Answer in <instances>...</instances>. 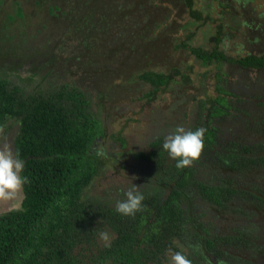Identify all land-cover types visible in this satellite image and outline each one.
<instances>
[{"label":"trees","instance_id":"obj_1","mask_svg":"<svg viewBox=\"0 0 264 264\" xmlns=\"http://www.w3.org/2000/svg\"><path fill=\"white\" fill-rule=\"evenodd\" d=\"M27 1H32L45 12L49 22H38L39 28L46 29L45 36L40 35L41 29L35 30L31 22H27L23 10ZM153 1L0 0V62L9 58L35 57L38 49H43L42 43L38 42L50 35L44 47L47 53L55 51L57 55L64 56L61 51L66 53L70 48L68 51L72 55L67 59L73 63L82 62L85 67L89 66L86 73L96 74L93 79L88 76L90 74L83 76L90 83L96 84L98 77H105L103 73L107 66L104 68L101 64L107 61L106 55L112 54L116 58L117 65L108 72L109 76L113 74L116 77L117 74L119 78H126L121 84L122 91L117 96H101L102 88L97 92L100 99L111 101L109 106L115 107L118 100L133 92L137 93L130 95L129 101L125 102L127 109L142 99L151 103L155 95L160 97L167 88L177 90L174 83L185 81L180 70L175 72L180 76L176 79L171 71L143 69L138 60L150 51L151 44H146L145 37L150 22L144 9ZM159 1H171L173 5L181 6L190 17H201L200 12L193 8L194 0ZM245 1L250 0H232L224 5L240 4L244 7ZM232 9L229 12L240 16L238 8ZM167 16L168 13L164 18ZM189 23H192L190 18ZM114 24L117 29L113 28L116 30L113 35L110 25ZM223 26L221 24L214 30L217 45L211 49L186 42L181 46H188L202 64L214 61L220 69L222 65L229 66V72L234 66L243 70H263L264 46L259 52L249 51L244 56L231 58L224 38L232 30L219 29ZM185 27L184 24L180 26L182 29ZM252 30L258 33L256 28ZM93 37H105L99 45L104 46L103 49L108 48L107 53L103 49L96 50L98 48L90 40ZM118 61L123 69L131 65L129 75H123L124 70L118 69ZM221 71L215 74L217 81ZM223 82L215 84L220 95L200 100V113H196V107L192 112L176 110L174 104L166 106V109L163 107L168 114L178 111L175 112L177 116L169 118L163 127L162 124L154 128L155 136L148 141L147 147L125 156L120 150L112 149L109 138L123 147L129 141L128 136L122 134L121 129L114 131L107 122L104 123L103 111L96 114L90 108L87 93L80 85L60 80L58 87L55 84L41 90L39 85L38 90L27 91L1 73L0 126L10 117L19 121L14 138V156L23 160L21 175L26 179L21 185L23 196L20 206L0 212V264H167L170 251H182L192 264H198L195 258L204 259L209 254L205 246L217 248L218 238L239 248L242 244L239 234H244L245 228L233 220L238 219V203L232 207L228 201L237 193V186L243 187L245 182L246 186L252 185L254 189L252 198L256 209L264 213V137L250 142L244 134L240 135L233 131L232 126H227L225 121L232 106L225 96L228 84ZM222 85H226V89ZM257 85L253 84L252 88H257ZM231 94L236 93L231 91ZM242 103L241 110L234 108L243 112V131L264 134V114L257 111V107L251 110L249 104L252 103L245 100ZM247 114L249 117L245 118ZM185 123L186 126H182ZM177 126L192 130L203 128L200 156L208 155L211 164L218 162L223 167H230L227 172L239 179L211 189L199 180L202 189L197 194L212 209L208 224L201 220L200 206L186 192L190 187L191 167L176 168L175 161L161 147L165 136ZM166 156L168 161L162 162ZM107 159L111 161L109 164ZM158 160H161V166ZM100 161L104 165H99ZM123 161L130 163L129 169ZM252 168L260 169L258 182L252 180L256 177H243ZM99 171H102L101 175ZM139 174L144 179L138 177ZM133 183L144 194L143 207L134 216H124L116 212L115 203L125 198L124 191ZM216 212L230 218L225 234H218L213 227ZM105 230L113 237L111 246L107 248L99 237L100 231ZM262 238L263 242L260 236L254 237L251 256L258 254L264 258ZM211 253L222 255L227 252L214 250Z\"/></svg>","mask_w":264,"mask_h":264},{"label":"rangeland","instance_id":"obj_2","mask_svg":"<svg viewBox=\"0 0 264 264\" xmlns=\"http://www.w3.org/2000/svg\"><path fill=\"white\" fill-rule=\"evenodd\" d=\"M231 1L232 0H194L193 8L197 10V12H200V19L190 17L187 12L182 11V8H180L181 6L173 5V2L171 1L165 2L154 0L152 3H149L148 8L144 9L148 12L147 17L150 22V28H148V31L145 33V37L147 38L146 44L151 45L149 46V53L146 55L142 54L141 57L138 58L141 62L140 64L142 68H152L155 71H163L164 73L171 71L173 72L172 76L176 79H180V76L175 72L180 70L179 73H181L185 78V81H177V83H174V85L178 86L177 90L174 89V86L172 85L173 89L167 88L160 93V97L155 95L151 103H146L144 101L145 99H142L137 101L130 109H127V103L125 102L129 101L128 97L130 95H135L137 93L136 91V93H130L127 98L118 100L115 107L109 106L111 101L109 102L108 99H103V97H101V99L99 98L97 92H99V89L101 88L103 89L101 96L104 94H107L108 96L111 94L117 96L119 92L122 91L121 84L124 83L126 79L124 76L119 78L117 74L116 77L113 74H110L109 76L108 70H110L112 66L117 65L116 58L112 54L108 55V57L106 55L107 61H104L101 64L104 68L107 66L105 68L106 72L103 73L105 77H98L96 84L83 79V76L86 77V74H90L88 75L90 76V79L95 78V73H86L88 71L87 67L89 66L85 67L82 62L72 63L69 65L70 70L64 74L67 76L68 81L74 82L75 84L80 85L81 88H84L87 93V98L90 100V108L94 109L96 114L103 111L101 113V117L104 123L106 124L107 122V126L114 131L121 129L120 132L128 136L129 141L123 147H120L118 143L109 138V142L113 150H120L125 156H128L131 152L147 147L148 141L152 136H155L153 134L156 126H161L163 124V127L169 118L177 116L175 112L178 109L179 111L192 112L195 110V106L199 104V99L206 100L209 97H216L217 95H220L217 92L215 84L218 81L221 84L223 80L226 84H228V93L225 96L227 101L230 102L232 106V109H230L231 114L225 121L228 124L227 126H232L231 128L233 131L240 135L244 134V137L250 142L264 137V134L259 132L253 133L247 130H244V132L241 127L243 112L235 109L236 107H239L238 109L241 110V107L244 105L242 101L245 100L252 103L249 104L251 110L257 107V111L264 114V69L260 71L256 69L243 70L241 67L234 66L229 72V66L222 65L223 69H220L214 61L202 64L201 60L188 49V46H181L182 42H186L192 46H200L203 49L213 48L217 45L214 30L221 24H224V26L219 29L224 28L225 30L230 28L232 30L231 34L225 36L224 38L227 54L231 58L246 55V53L252 49V42H257L264 46V0L245 1L247 4H245L244 7H241L240 4H233L232 7L238 8V10L241 11L240 16L229 12L230 10H233L231 6L224 5L225 3ZM221 2L222 4H220ZM24 5L25 8L23 10L27 16V22L30 21L32 28L35 30L37 28L41 29L42 33L40 35L45 36L44 33H46V29L38 27L41 26L38 24L39 21L49 22L47 16H45V12H43V9L33 4L32 1H27ZM166 13H168V16L164 18ZM180 13L182 16H180ZM189 18L192 23H189L188 25L187 21ZM238 20L239 22L236 23ZM92 24H95L94 19L92 20ZM183 24L186 26L185 29L180 28ZM110 26L112 27L110 30L112 32L111 34L114 35L116 32L114 29L117 28L115 24ZM249 27H251V29H249ZM253 28L258 30L257 34H250L249 31ZM109 37L110 35L108 38ZM104 38L105 37H93L90 39L98 48L96 50L103 49L104 46L99 45V43L101 41H105ZM47 40H50V35L47 36L44 41L38 42L39 44L42 43L41 48H43L41 50L38 49V56H43L47 53V49L44 48ZM59 49L61 50L62 48ZM103 50L106 53L108 52V48L106 47ZM259 51L260 50H252L251 52L256 53ZM54 60L57 62L56 57ZM119 61L118 69L121 68V61ZM3 66L4 62H0V72L3 69ZM108 66L110 67L109 69ZM175 68H177V70H174ZM121 70H124L123 75L126 74L127 76L131 72V65L126 69L121 68ZM221 70H223L224 73H222ZM218 71L221 72L219 80L217 81L215 74H217ZM2 73L5 74V70ZM60 75L61 74H59V76ZM60 77H58L59 80H64ZM46 79L47 78H45L44 75H41V78H39L38 81L39 84L43 83V89L51 88V86H48L49 83H45ZM252 83L258 84L257 88L254 86L255 89H253ZM222 86L226 89V85ZM229 89L234 91L236 94L232 95ZM106 100L107 102H105ZM170 104H174L176 106V110L171 113L173 115L170 113L168 114V112L163 110V107L166 109V106ZM247 115L245 118L249 117V114ZM149 122H151V124H149ZM154 122L155 124L153 125ZM182 126L185 127L186 123ZM17 128L18 125H16L12 118L4 121V123L0 126V148H3L6 145L12 150V141L14 135L17 133ZM99 148H101V146H99ZM201 158L202 156L198 157L193 164L190 165L192 169L190 179L193 183L199 180H205L204 177H208V174H210L212 169L210 161L206 163V159L204 157L205 162H202ZM165 161H168V156L162 159V162ZM107 162L109 164L111 162L110 159H107ZM123 163L129 169L130 163L128 164L127 161H123ZM99 165L102 166L104 164L100 161ZM98 173L101 175L102 171H99ZM138 177L142 176L139 174ZM108 179L111 180L110 176ZM219 181L220 180L216 181V179H212L209 182H212V184L215 185L220 183ZM186 192L191 197V200L200 206L199 210L203 215L201 216V220H203L206 224L210 223L212 217V209L210 205L206 201H202L199 194L193 191L192 188L189 187ZM22 195V190L19 188L14 197L9 199L0 198V212L5 211L10 207H18L20 205ZM230 216L233 215L230 214ZM221 217H223L221 212L217 213L213 217V226L217 223L218 225L220 224L218 220ZM208 226H210V224ZM258 259L259 262L263 261L260 257Z\"/></svg>","mask_w":264,"mask_h":264},{"label":"flooded vegetation","instance_id":"obj_3","mask_svg":"<svg viewBox=\"0 0 264 264\" xmlns=\"http://www.w3.org/2000/svg\"><path fill=\"white\" fill-rule=\"evenodd\" d=\"M250 33H256V30L249 31ZM251 46L256 50H262L263 46L260 45L257 42H252ZM64 48H67L66 46ZM63 48V49H64ZM70 49V48H69ZM65 51H61L64 53V56H56V52H48L44 54L43 56L36 55L35 57H17V58H9L4 62L3 69L5 70V77L10 80L12 83L19 84L21 87H23L27 91H33L38 90V86L41 85V90H43L42 86L43 83L39 84V78H41V75H44L45 83H49L48 86H59V78H63L64 80H67V76L64 74L67 71L70 70L69 65L73 63L70 62L71 60L67 59L72 53L66 49ZM252 49L250 50V52ZM254 53V52H251ZM68 56V57H67ZM56 57L57 62L54 60ZM67 62V63H66ZM2 71L0 72V74ZM59 74H61L59 76ZM56 75V76H55ZM201 99H199L200 102ZM208 104H213L209 102ZM197 113H200L201 109L199 108V104L196 106ZM12 117L8 118L11 119ZM13 120L15 118H12ZM7 120V119H6ZM16 125H18L17 120H14ZM18 129V128H17ZM17 134V133H16ZM14 135V138L16 136ZM14 138L12 143V152L14 154ZM204 157L207 158L206 163L209 162L208 159L210 157L208 155L202 154L201 161H204ZM159 161V160H158ZM230 162V160H229ZM161 160L159 161V164L161 166ZM211 163V162H210ZM225 165V164H224ZM212 169L210 174H208V177H204L205 180H202L206 184L209 185L208 189H211V187H218L220 184L225 183H233L235 179L239 180L236 176L232 175L230 172V167H223L222 165L212 164ZM260 173V169L252 168L250 171L248 170L243 177L253 178L258 176ZM212 179L220 180L218 184L213 185L211 181ZM234 179V180H233ZM258 179H252L254 182H258ZM207 180V181H206ZM246 180V179H245ZM239 183V181H237ZM244 182L243 187L237 186V193L234 194V197H232L228 202L230 206H235V204L238 203V209L239 213H237L238 219H233L234 221H237L240 225H242L243 228H245L244 234H239L240 237H242L241 246L235 247L230 246L228 243H226L222 238L217 239V248L209 249L207 246L205 248L207 249L204 259H199L198 257L195 258L196 263L198 264H264V258L261 255L256 254L255 257L251 256V246L252 241L254 240L255 236H260L261 242H263L264 237V213H260L259 210L256 209L254 205V200L252 198V193L254 192V189L252 188V185H245ZM190 188L193 189L196 193H200L202 186L199 185V181L196 182H190L189 183ZM21 189V187H20ZM186 189H189L187 187ZM253 189V190H252ZM22 190V189H21ZM239 193V194H238ZM23 196V195H22ZM207 199V198H206ZM22 200V199H21ZM21 203V202H20ZM256 203V202H255ZM20 206V205H19ZM18 206V207H19ZM14 208L10 207L9 209ZM7 209V210H9ZM217 212L215 213V215ZM231 214V213H230ZM240 214V215H239ZM218 217V216H217ZM228 219L226 217L219 218L218 222L220 223L218 225L215 224L213 227L215 230L218 231V234H225L226 233V226L229 223ZM244 240L246 242L244 243ZM251 243V244H248ZM199 243V245L202 247V243ZM246 245V246H244ZM248 245H250L248 247ZM209 249V250H208ZM217 250V252L226 251L227 253L218 255L211 253V251ZM262 258L263 261L259 262L258 258Z\"/></svg>","mask_w":264,"mask_h":264},{"label":"clouds","instance_id":"obj_4","mask_svg":"<svg viewBox=\"0 0 264 264\" xmlns=\"http://www.w3.org/2000/svg\"><path fill=\"white\" fill-rule=\"evenodd\" d=\"M203 128L185 129L177 126L169 132L161 145L170 158L175 161L178 169L190 166L200 156L203 148ZM23 160L14 156L8 146L0 148V198L9 199L15 196L26 179L21 175ZM124 199L117 200L115 210L124 216H134L142 209L144 194L133 183L124 191ZM99 237L104 247H110L112 235L108 231H100ZM167 264H191V260L182 251H170Z\"/></svg>","mask_w":264,"mask_h":264},{"label":"bare ground","instance_id":"obj_5","mask_svg":"<svg viewBox=\"0 0 264 264\" xmlns=\"http://www.w3.org/2000/svg\"><path fill=\"white\" fill-rule=\"evenodd\" d=\"M166 25V24H165ZM217 39H218V37H217ZM195 55H196V53H195ZM209 56V55H208ZM204 58V57H203ZM243 58V57H242ZM260 58V57H259ZM263 62V61H262ZM146 67V66H145ZM207 73V72H206ZM148 74V73H147ZM144 76V75H143ZM148 76V75H147Z\"/></svg>","mask_w":264,"mask_h":264}]
</instances>
